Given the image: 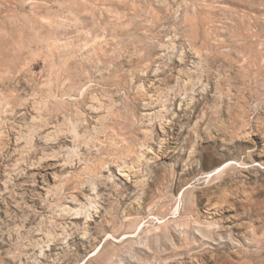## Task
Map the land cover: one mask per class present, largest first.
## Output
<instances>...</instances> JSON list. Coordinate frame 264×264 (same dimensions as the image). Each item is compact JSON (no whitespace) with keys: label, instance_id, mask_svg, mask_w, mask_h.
I'll use <instances>...</instances> for the list:
<instances>
[{"label":"rangeland","instance_id":"1","mask_svg":"<svg viewBox=\"0 0 264 264\" xmlns=\"http://www.w3.org/2000/svg\"><path fill=\"white\" fill-rule=\"evenodd\" d=\"M0 264H264V0H0Z\"/></svg>","mask_w":264,"mask_h":264}]
</instances>
